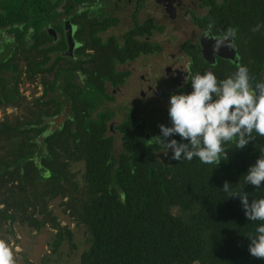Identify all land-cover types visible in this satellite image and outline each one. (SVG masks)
Returning <instances> with one entry per match:
<instances>
[{"label":"trees","instance_id":"1","mask_svg":"<svg viewBox=\"0 0 264 264\" xmlns=\"http://www.w3.org/2000/svg\"><path fill=\"white\" fill-rule=\"evenodd\" d=\"M230 6L238 64L248 68L250 84L264 83V0H231ZM60 14L75 21V0H0V26L14 23L16 105L23 101L17 90L20 73L32 79L48 70L42 65L49 57L46 50L59 46H40L50 39L42 27ZM256 25L260 28L254 32ZM231 65L198 68L193 75L211 71L222 80L236 71L237 64ZM73 67L66 62L57 70ZM51 88L24 103L20 115L0 120V240L17 221L54 229L52 250L64 238L70 241L68 226L48 208V201L60 196L65 197L61 210L85 229L87 244L77 264H264L250 255L247 237L264 222L250 221L239 197L222 190L228 181L233 192L246 194L249 201L264 197V184L256 188L245 182L249 166L264 155V137L253 133L255 139L242 149L225 144L228 159L217 166L198 158L174 160L171 150L162 160L156 145L147 143L146 123L128 116L119 125L115 153L104 120L75 112V85L68 80L63 89L69 115L39 141L42 117L59 105L45 97ZM155 133L160 135L158 126ZM170 138L180 142L178 135ZM77 161L82 162L78 176L70 168Z\"/></svg>","mask_w":264,"mask_h":264},{"label":"flooded vegetation","instance_id":"2","mask_svg":"<svg viewBox=\"0 0 264 264\" xmlns=\"http://www.w3.org/2000/svg\"><path fill=\"white\" fill-rule=\"evenodd\" d=\"M230 4L231 0H75V21L60 14L42 27L50 39L40 46H59L46 50L49 57L42 65L48 70L36 72L32 79L22 71L17 82L28 81L32 97L52 86L45 97H54L59 105L56 111L50 105L52 114L42 117L41 132L59 128L69 115L62 87L69 80L75 85V112L104 120L115 153L120 148L119 125L128 116L134 123H146L147 137L156 136V126H170V95L192 91L194 70L239 63ZM65 23L74 39L70 53L65 52ZM10 27L14 23L0 26V120L15 113L16 42ZM25 40L31 42L28 36ZM66 62L73 63V69L57 70ZM37 87L39 94H34ZM17 90L21 94L19 86ZM62 112V122L51 120Z\"/></svg>","mask_w":264,"mask_h":264},{"label":"clouds","instance_id":"3","mask_svg":"<svg viewBox=\"0 0 264 264\" xmlns=\"http://www.w3.org/2000/svg\"><path fill=\"white\" fill-rule=\"evenodd\" d=\"M259 28L256 25L252 31ZM190 82L191 92L169 97L170 126L159 124L160 135L148 140L162 147L165 155L171 150L174 160L198 158L203 164L217 166L221 160L228 159L225 144L242 149L255 139L253 133L264 137V83L250 84L246 66L237 64L236 71L222 80L211 71L196 73ZM176 135L180 142L170 138ZM245 182L256 188L264 184V155L249 166ZM222 190L228 196L239 197L250 221L264 222V197L249 201L246 194L233 192L228 181L223 183ZM247 237L250 255L264 259V223ZM0 264H15L13 251L3 240H0Z\"/></svg>","mask_w":264,"mask_h":264},{"label":"rangeland","instance_id":"4","mask_svg":"<svg viewBox=\"0 0 264 264\" xmlns=\"http://www.w3.org/2000/svg\"><path fill=\"white\" fill-rule=\"evenodd\" d=\"M18 86L23 96V101L18 105L15 104V116L22 113V105L24 103H29L32 100L28 81L25 82L24 80H20ZM63 86L65 87L66 85L63 84L62 87ZM33 92L36 94L37 90L34 89ZM120 114H122V110H120L119 115ZM12 118L11 116L10 119ZM116 119L115 117L114 120ZM152 137L153 136H148L147 141ZM38 139L41 141L42 137L39 136ZM147 143L152 145L150 141ZM114 146H118V140L115 142ZM162 151V147L155 146V154L162 160H166V155ZM70 168L74 170L78 176L82 169V162H74L70 164ZM64 199L65 197L55 196L48 201V208L56 215L60 224L67 225L70 229V241L64 238L59 246H56L55 249L52 250L50 242L54 229L47 224L39 229H33L26 224H19L15 221L11 226L12 231L6 235V239L4 240L13 251L15 264H77L78 254L87 244L86 233L82 224L75 223L67 215L66 211L61 210V204H59V202ZM1 205L2 204H0V206Z\"/></svg>","mask_w":264,"mask_h":264},{"label":"water","instance_id":"5","mask_svg":"<svg viewBox=\"0 0 264 264\" xmlns=\"http://www.w3.org/2000/svg\"><path fill=\"white\" fill-rule=\"evenodd\" d=\"M64 28H65V31H66V41H67V50L65 52H69L70 53L71 48H72V46L74 44V39H73V37L71 35L70 29H68V27H67V23L64 24ZM64 118H65V114L62 112V113H59V115H57L55 117H52L51 120H59V122H62ZM41 124H43V122H41ZM52 130H53V127H51L49 131H52ZM48 133L49 132H47V129H45L44 131H42L40 133L39 136L42 137V136H44V135H46Z\"/></svg>","mask_w":264,"mask_h":264},{"label":"built area","instance_id":"6","mask_svg":"<svg viewBox=\"0 0 264 264\" xmlns=\"http://www.w3.org/2000/svg\"><path fill=\"white\" fill-rule=\"evenodd\" d=\"M38 89H39V87H37V92H36V94H39V91H38Z\"/></svg>","mask_w":264,"mask_h":264}]
</instances>
